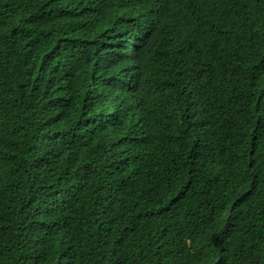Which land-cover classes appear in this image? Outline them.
<instances>
[{"label":"trees","instance_id":"1","mask_svg":"<svg viewBox=\"0 0 264 264\" xmlns=\"http://www.w3.org/2000/svg\"><path fill=\"white\" fill-rule=\"evenodd\" d=\"M0 264H264V0H0Z\"/></svg>","mask_w":264,"mask_h":264}]
</instances>
